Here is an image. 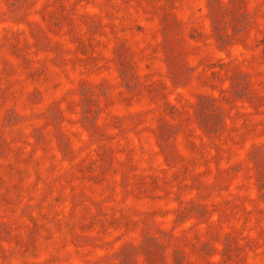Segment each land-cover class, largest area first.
<instances>
[{
    "label": "rangeland",
    "instance_id": "obj_1",
    "mask_svg": "<svg viewBox=\"0 0 264 264\" xmlns=\"http://www.w3.org/2000/svg\"><path fill=\"white\" fill-rule=\"evenodd\" d=\"M0 264H264V0H0Z\"/></svg>",
    "mask_w": 264,
    "mask_h": 264
},
{
    "label": "trees",
    "instance_id": "obj_2",
    "mask_svg": "<svg viewBox=\"0 0 264 264\" xmlns=\"http://www.w3.org/2000/svg\"><path fill=\"white\" fill-rule=\"evenodd\" d=\"M91 166V165H90ZM99 166V165H98ZM97 165H96V168H99ZM94 167H90V170H94L93 169ZM91 174H93V171H91ZM154 181V179H152V182ZM144 186V185H143ZM136 190V189H135ZM143 191H146V190H143ZM143 191H140V192H143ZM119 214H120V212H119ZM122 218H124V217H122ZM125 219V218H124Z\"/></svg>",
    "mask_w": 264,
    "mask_h": 264
}]
</instances>
